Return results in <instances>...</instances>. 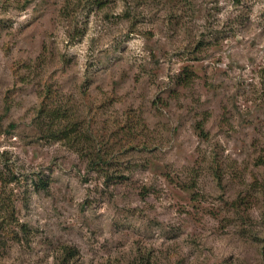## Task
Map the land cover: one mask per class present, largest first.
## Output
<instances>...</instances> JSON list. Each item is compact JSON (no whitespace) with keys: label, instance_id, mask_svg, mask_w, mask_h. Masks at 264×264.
I'll return each instance as SVG.
<instances>
[{"label":"rangeland","instance_id":"rangeland-1","mask_svg":"<svg viewBox=\"0 0 264 264\" xmlns=\"http://www.w3.org/2000/svg\"><path fill=\"white\" fill-rule=\"evenodd\" d=\"M0 168V264H264V0H0Z\"/></svg>","mask_w":264,"mask_h":264},{"label":"trees","instance_id":"trees-1","mask_svg":"<svg viewBox=\"0 0 264 264\" xmlns=\"http://www.w3.org/2000/svg\"><path fill=\"white\" fill-rule=\"evenodd\" d=\"M5 163H7V162L5 161ZM5 168L7 169V171L9 170L8 164L6 165ZM1 169L2 168H0V180L1 181H3L4 183H8V182L14 181L16 179V177H15L13 172L10 173L9 176H7L6 175L7 173L4 172V168H3V170H1ZM0 201H1V204H3L4 207H5V212L2 215L1 222L5 221V222L9 223L8 221H11V222H13L15 224L17 221H16V217H15L14 211H13L14 207H13V205H10L11 201L9 199V196L8 195H2L1 192H0Z\"/></svg>","mask_w":264,"mask_h":264}]
</instances>
